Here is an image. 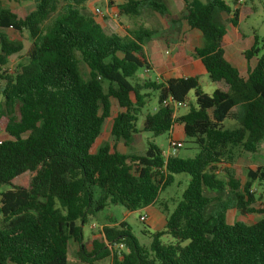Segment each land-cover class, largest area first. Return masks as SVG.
<instances>
[{"label": "trees", "instance_id": "obj_1", "mask_svg": "<svg viewBox=\"0 0 264 264\" xmlns=\"http://www.w3.org/2000/svg\"><path fill=\"white\" fill-rule=\"evenodd\" d=\"M86 1L34 0V10L24 17L0 7V122L6 136L0 140V264H67L71 243L84 264L110 257L119 244L125 251L121 258L114 252L111 264H264V210L252 207L251 192L253 184L264 189V165L248 167L241 179L235 164L264 141V40L254 36L242 54L247 65L255 60L242 77L224 59L222 43V17L230 16L236 26L238 9L231 12L223 0H181L182 12L173 16L165 0H126L117 5L121 17L148 10L165 24L184 22L201 34L202 46L193 56L214 91L205 94L196 77L140 81L134 79L138 70L150 73L144 43L153 33L139 26L122 36L108 34L95 13L83 12ZM9 29L26 32L31 43L14 71L7 67L9 58L23 45L4 33ZM150 91L157 93V106L144 114L141 131L155 137L179 123L198 149L194 157L164 159L152 143L141 156L116 150L139 132L136 123ZM191 91L194 105L185 115L175 117L163 106L168 98L185 103ZM113 106V144L93 152ZM25 173L27 186L11 187ZM181 174L189 177L188 185L172 212L163 205L165 224L147 232L148 249L124 223L102 227L83 242L82 224L108 202L130 212L144 209ZM4 185L10 189L2 192ZM229 209L262 217L251 224L227 223ZM164 235L174 242L162 243Z\"/></svg>", "mask_w": 264, "mask_h": 264}, {"label": "rangeland", "instance_id": "obj_2", "mask_svg": "<svg viewBox=\"0 0 264 264\" xmlns=\"http://www.w3.org/2000/svg\"><path fill=\"white\" fill-rule=\"evenodd\" d=\"M125 1L126 0H116L117 4H122ZM223 1L228 5L231 12H234L235 7L237 5H235V3L232 2L231 0H223ZM34 4H35L34 0H25V1H21L20 3H14L9 0H0V7L8 8L20 17H24L25 15H28L31 11H33L35 7ZM62 5L63 2H59L58 11L61 10ZM96 8L103 10L104 0H88L87 3L84 5L83 12L86 14L94 15ZM238 8H239L238 9L239 19L237 18V21L239 22L238 29L240 30V33L245 37V40L241 44V46L246 47V49H248L250 47L249 43H253L254 36H257L259 40H264V0H243ZM149 13L151 12L149 11ZM54 16L55 14L51 16L48 22L51 19H53ZM226 17H227L226 19L227 22L224 23V27L228 28L229 27L228 20L230 16H226ZM96 18L98 22H100V25L103 27L106 33L108 34L116 33L122 36L125 34L126 30H130L135 26H137V24L141 21V18L144 19L145 17L140 16L139 18H128V17L120 16L115 20H108L106 18L99 16ZM4 33L12 40L18 39L23 45V49L20 53L16 55H12L9 58L7 67L10 70L14 71V69H16L17 64L24 61L25 54L28 51L31 43L26 32L19 34L9 29V30H5ZM144 46L147 49L146 42L144 43ZM79 67L83 74L87 73V69L83 63H80ZM134 79L140 81L150 79L154 81L155 76L153 74L148 78L145 76L144 71L140 69L136 72ZM198 79L202 91L205 94L211 96L214 91V87L208 82L207 77H205V75H200L198 76ZM185 103L186 106L179 108L175 113V117H180L185 115L189 107L194 105V96L192 91L188 94ZM156 106H157V93L150 91L149 101L142 110V114L138 117L136 123L139 132L133 135L131 141L129 142V144H127V146H125L123 142H119L116 147V150L118 152L122 154L141 156L144 154L145 150L147 149L148 143H152L158 146L161 152L168 149V139L170 138L171 133H165L154 137L152 134L143 133L141 131L144 114L146 113V111L149 112L153 111ZM117 112L118 109L115 106H113L111 117L107 119L106 123L103 125L102 135L95 143L93 147V152H96L99 147L113 144V137L111 136L110 129L112 124V118L117 114ZM4 125L5 122L3 120L0 122V140L6 138L3 132ZM172 132L175 134V136L173 137L177 140H180L183 143L182 147L177 150L175 155L180 158L194 157L197 154L198 149L196 145L191 144L189 140L188 139L186 140L185 137L182 135V127L179 123H175ZM178 135L181 136L180 139L177 137ZM235 164L238 168V175L241 179L245 175V170L248 167H257L264 165V141L261 143L257 152L252 154L251 153L241 154L240 157L237 158ZM217 178L222 179L223 174L221 173L217 174ZM29 180H30V174L25 173L17 177L15 180H13L11 187H15V186L26 187ZM188 182H189V177L184 174L173 175V183L159 194L158 200L156 201V203H154L151 211L155 210L161 212V214L165 217V213L163 210L164 209L163 205H165V207L168 209V212H172L176 204L181 200V195L183 191L186 189ZM8 189H10V186L4 185L1 187L2 192ZM252 189L254 190L253 191L254 203L252 207L255 210H264V189L262 187L257 186V184H253ZM205 195L209 197L214 196V194L209 191H205ZM221 200L226 201L225 194L221 196ZM145 212H147V210L144 209L130 212L127 211L121 205H114L108 202L105 208L101 212L93 216H90L87 219V221L84 224H82L83 242H87L92 237V235H98V232L102 227L116 226V228H118V225L120 223H124L128 227L130 234L146 250L148 249L149 244L151 242L149 238V234L147 232L153 233L155 231H159L161 230V227L159 224L156 225V228L153 225L147 226V220L145 222H141L139 218ZM261 217L262 215L260 213H253L250 215L242 216L235 209H229L226 211L227 223L243 222L246 224H251L258 221ZM161 242L167 244V243H173L174 240L169 235H164L161 237ZM107 246L111 248L108 244ZM78 249L79 248L76 244L71 243L69 245L68 254H67V264H84L79 262V260L77 259ZM119 251L124 252L125 251L124 246L123 249H119L118 245L114 246L113 250L111 251L110 257L102 261L93 262L92 264H111L114 252L118 253Z\"/></svg>", "mask_w": 264, "mask_h": 264}, {"label": "crops", "instance_id": "obj_3", "mask_svg": "<svg viewBox=\"0 0 264 264\" xmlns=\"http://www.w3.org/2000/svg\"><path fill=\"white\" fill-rule=\"evenodd\" d=\"M165 1L169 12L173 16H179L183 10V2L181 0ZM201 1L204 2V0ZM241 3H235V5H237L235 9H239L238 7ZM117 5L119 4H117L116 0H113L112 2L104 0V9L101 10L104 13L103 18L115 20L110 16L113 12H118ZM140 16H144L145 18H141V21L135 27L142 26L153 33L151 39L146 42L147 49L144 46V51L150 65V73L148 75L145 74V76L149 78L154 74L155 81L157 82L160 80L159 78L166 80L170 78L196 77L200 85L198 76H207L200 60L193 56V49L202 46L201 34L196 30H190L184 22L175 25L170 23L165 24L157 14L153 12L149 13L148 10H143L136 18H139ZM119 17L120 15L118 18ZM222 18L224 22H227L226 16H223ZM238 25L239 22L237 21L236 26H232V24L229 23V27H225V35L222 41L223 56L230 65L238 70L242 77H245L248 65L249 67H253L255 60L252 59L247 65L242 54L248 50L253 43H249L250 47L248 49L241 46L245 37L240 33ZM173 136H175V134L171 132L170 137L175 139ZM177 137L180 139L181 136L178 135ZM152 207L153 205L144 208L147 212L142 215L147 216V226L153 225L156 228V225L159 224L162 229L165 224V217L161 212L155 210L151 211Z\"/></svg>", "mask_w": 264, "mask_h": 264}, {"label": "built area", "instance_id": "obj_4", "mask_svg": "<svg viewBox=\"0 0 264 264\" xmlns=\"http://www.w3.org/2000/svg\"><path fill=\"white\" fill-rule=\"evenodd\" d=\"M108 1H113V0H108ZM242 0H237L236 3H241ZM95 15L96 16H100V17H104V13L103 11H101L100 9L96 8L95 9ZM119 16L118 12H113L111 14V18L113 19H117ZM145 74H148L149 71L148 70H145L144 71ZM163 106H168V107H171L172 110H174V112L176 113L177 110L179 108H182V107H185L186 106V103H182V102H173L171 100V98H168L167 100L163 101ZM172 132V130L170 131V133ZM183 143L177 139H173V138H169L168 139V149L165 150V151H162L161 154H162V157L164 159H167L168 157H171V156H175V153L177 152L178 149H180L182 147ZM254 190L252 189L251 192H253ZM147 219V216L146 215H141L139 220L141 222H145ZM119 249H123V245L122 244H119L118 245ZM118 257L121 258L120 256V251L117 253Z\"/></svg>", "mask_w": 264, "mask_h": 264}]
</instances>
